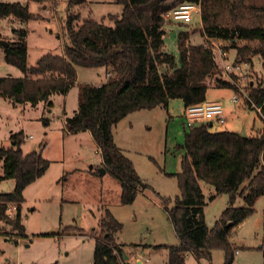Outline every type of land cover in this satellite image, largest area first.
I'll return each instance as SVG.
<instances>
[{
  "label": "trees",
  "instance_id": "obj_1",
  "mask_svg": "<svg viewBox=\"0 0 264 264\" xmlns=\"http://www.w3.org/2000/svg\"><path fill=\"white\" fill-rule=\"evenodd\" d=\"M113 2L122 7V12L119 17L108 16L113 21L110 27L92 20L79 22L80 10L87 0H66L64 25L68 42L63 54L45 55L35 67H27V32L13 29L15 40L6 42L4 59L22 76L0 77V97L13 105L36 107L42 103L49 111L53 106L51 97L65 95L76 83V67L106 68L110 76L105 83L79 86L78 107L64 125L66 133H90L100 153L101 166L120 183V203L126 206L147 186L130 159L115 145L113 128L131 113L167 108L170 100H181L184 108L203 103L209 87L239 93L238 76L219 77L222 69L209 42H223L226 51L234 50L235 64H252L253 58L259 57L264 70V0H201L200 28L193 33H198L203 42L194 43L186 31L180 32L178 60L163 50L167 22L164 16L196 0ZM7 18L25 23L32 14L28 5L0 3V19ZM250 98L257 106L264 102V77L250 87ZM261 117L264 119V106ZM42 121L47 125V119ZM210 128V122H199L185 132L184 155L176 174L179 195L166 209L179 243L164 247L166 264H184L188 253L197 260H210L211 252L217 249L223 251L224 264H233L229 238L253 213L256 200L264 196V130L256 136L243 137L226 130L211 132ZM9 141V148L0 147V182L13 180L15 187L12 193L0 194V222L9 224L14 236L23 238L22 192L44 174L49 163L40 152L23 154L22 132L10 133ZM201 182L214 188L211 200L220 194L228 196L227 207L211 228L205 221ZM237 199L244 205L236 207ZM9 204L16 207L11 220L5 214ZM121 230V224L106 212L92 234V264H130L125 250L136 245L119 243L117 235Z\"/></svg>",
  "mask_w": 264,
  "mask_h": 264
},
{
  "label": "rangeland",
  "instance_id": "obj_2",
  "mask_svg": "<svg viewBox=\"0 0 264 264\" xmlns=\"http://www.w3.org/2000/svg\"><path fill=\"white\" fill-rule=\"evenodd\" d=\"M0 3L28 5L32 18L23 23L18 19H0V77L19 78L22 73L5 62L4 44L15 40L13 29L27 32V67L48 54L62 56L68 42L65 31L66 0H0ZM77 12L78 10L75 9ZM122 7L113 0H87L80 10V20H92L113 26L108 16H120ZM200 16L195 15L190 24L179 22L164 24L163 50L178 60L177 36L186 31L192 42L202 43L198 33ZM211 42V41H210ZM209 42V44H210ZM218 46H227L215 41ZM235 52L227 51V64L233 65ZM220 65V64H219ZM221 68V67H220ZM76 83L65 95L51 97L49 110L44 104L37 107H13L8 99L0 97V147L9 148V134L22 132L24 155L40 152L49 165L44 174L22 192L21 221L25 237L17 238L9 224L0 222V264H92L95 240L92 234L104 214L108 212L121 224L117 241L127 246V254L142 245L145 249L133 254L132 263L139 259L144 264H164L167 251L164 247L178 245V239L166 209L173 206L179 195L176 174L184 155V136L187 132L181 100H170L167 108L137 111L129 114L114 128L117 144L130 159L134 170L147 187L137 193L131 205H121L120 184L109 174L100 175L101 156L89 133H66L64 121L73 116L78 107L79 86L105 83L109 71L104 68L76 67ZM238 86H246L264 77L259 57L252 64H241ZM247 76L245 82L240 77ZM221 79L228 74L221 70ZM215 79L211 80L213 85ZM229 89L209 87L207 100L221 102L227 112L225 124L214 122L211 132L230 131L243 137H253L264 130V119L251 108L240 94ZM42 119H47V125ZM0 160V176L2 175ZM93 175H92V174ZM13 180L0 182V194L12 193ZM200 187L205 197V221L209 228L227 207L228 196L217 195L214 188L203 182ZM244 203L237 199L235 206ZM8 207L10 206L7 205ZM253 213L241 222L229 238L233 247V264H264V199L256 200ZM13 216V215H12ZM12 216L9 217L11 220ZM159 247V248H157ZM184 264H224L222 250H213L210 260H197L191 253Z\"/></svg>",
  "mask_w": 264,
  "mask_h": 264
},
{
  "label": "built area",
  "instance_id": "obj_3",
  "mask_svg": "<svg viewBox=\"0 0 264 264\" xmlns=\"http://www.w3.org/2000/svg\"><path fill=\"white\" fill-rule=\"evenodd\" d=\"M201 14V0H196V2L192 3H184L179 5L178 7L174 8L173 10L169 11L165 16V21L169 22H179L183 24H190L193 20V17L195 15L200 16ZM210 46L212 49V52L214 56L216 57L218 63L220 64V67L222 71L225 74H234L235 70H240L241 64H233L229 65L227 64V51L221 47L218 46V44L215 41L210 42ZM110 74H107V77H109ZM247 80L246 76L240 77L241 82H245ZM250 82L247 83L246 86H238L237 88L239 90V93H236L232 96V102L237 103L239 100L238 95H242L245 98L246 103L249 107L254 108L257 110V112L261 115L262 114V108L264 106V102L257 106L250 98ZM225 109L219 102H203L200 104L192 105L184 110V119H185V127L191 128L194 124L199 122H210L214 121L218 124H225ZM16 211V207L13 204H10V206L6 208L5 214L8 219L9 217H14Z\"/></svg>",
  "mask_w": 264,
  "mask_h": 264
},
{
  "label": "crops",
  "instance_id": "obj_4",
  "mask_svg": "<svg viewBox=\"0 0 264 264\" xmlns=\"http://www.w3.org/2000/svg\"><path fill=\"white\" fill-rule=\"evenodd\" d=\"M76 70V69H75ZM77 70H76V76H77ZM102 83H99V84H97V85H95V86H100ZM250 85H254V82L253 81H250ZM9 101V100H8ZM206 102H219V103H221L220 101H217V100H207L206 99ZM9 103L13 106V107H16V106H20V107H22L23 109H25V105L26 104H22V105H13L10 101H9ZM27 105H29V104H27ZM38 106V105H37ZM36 106V107H37ZM224 107V106H223ZM184 110H185V108H184ZM184 110H183V114H184ZM49 113H51V111H49ZM225 119H226V121H225V123L227 122V120H228V116H227V112H226V110H225ZM118 125V124H117ZM116 125V126H117ZM115 126V127H116ZM210 126L211 127H213L214 126V121H210ZM114 127V128H115ZM114 128H113V139H114V143H115V145L120 149V150H122L121 149V147L117 144V139H116V135H115V133H114ZM89 133L88 131H80V132H77V133H71L72 135H75V134H80V133ZM10 135V134H9ZM89 135H90V133H89ZM90 137H91V135H90ZM91 139H92V137H91ZM8 140H9V137H8ZM93 140V139H92ZM9 142V144H10V141H8ZM94 142V141H93ZM123 151V150H122ZM124 152V151H123ZM101 165H102V160H101ZM102 167V166H101ZM103 168V167H102ZM106 173H108V172H106L105 171V174ZM92 174V173H91ZM93 175V174H92ZM103 176V175H102ZM116 180V179H115ZM117 181V180H116ZM118 182V181H117ZM119 183V182H118ZM120 184V183H119ZM263 199H264V196H263ZM145 248L142 246V245H139V247H137V249H136V251L133 253H129V257H127V260L129 261V263L131 264L132 263V256H133V254L134 255H138V253H140V252H142L143 250H144ZM136 262H135V264H144L141 260H139V259H136L135 260ZM166 261H167V258H166ZM166 261H165V263L164 264H166Z\"/></svg>",
  "mask_w": 264,
  "mask_h": 264
},
{
  "label": "water",
  "instance_id": "obj_5",
  "mask_svg": "<svg viewBox=\"0 0 264 264\" xmlns=\"http://www.w3.org/2000/svg\"><path fill=\"white\" fill-rule=\"evenodd\" d=\"M7 47V43L6 44H4V48H6ZM105 174V169H101L100 170V175L102 176V175H104ZM125 259H127V256H125Z\"/></svg>",
  "mask_w": 264,
  "mask_h": 264
}]
</instances>
